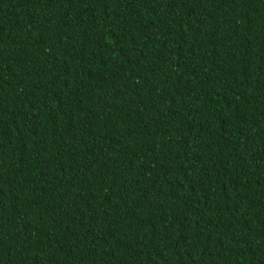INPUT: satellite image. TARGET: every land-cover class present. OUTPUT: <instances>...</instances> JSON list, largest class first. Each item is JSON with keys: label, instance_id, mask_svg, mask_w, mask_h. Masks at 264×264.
I'll return each mask as SVG.
<instances>
[{"label": "trees", "instance_id": "trees-1", "mask_svg": "<svg viewBox=\"0 0 264 264\" xmlns=\"http://www.w3.org/2000/svg\"><path fill=\"white\" fill-rule=\"evenodd\" d=\"M0 264H264V0H0Z\"/></svg>", "mask_w": 264, "mask_h": 264}]
</instances>
